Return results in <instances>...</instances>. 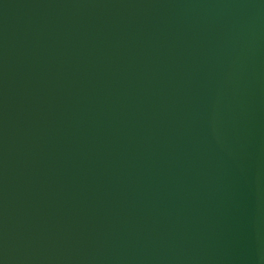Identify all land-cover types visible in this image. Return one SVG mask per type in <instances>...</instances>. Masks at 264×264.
<instances>
[{"label":"water","instance_id":"1","mask_svg":"<svg viewBox=\"0 0 264 264\" xmlns=\"http://www.w3.org/2000/svg\"><path fill=\"white\" fill-rule=\"evenodd\" d=\"M0 264H264V0H0Z\"/></svg>","mask_w":264,"mask_h":264}]
</instances>
